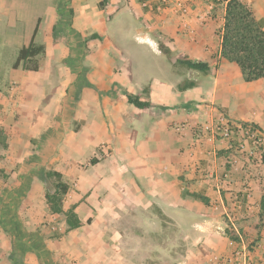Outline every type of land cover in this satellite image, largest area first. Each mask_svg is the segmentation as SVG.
I'll list each match as a JSON object with an SVG mask.
<instances>
[{
	"label": "crops",
	"instance_id": "crops-1",
	"mask_svg": "<svg viewBox=\"0 0 264 264\" xmlns=\"http://www.w3.org/2000/svg\"><path fill=\"white\" fill-rule=\"evenodd\" d=\"M23 1L0 0V14L30 20L26 45L36 27L38 41L48 15L38 41L45 44L58 21L56 0H45L46 12L36 16L21 13L27 9ZM88 1L69 4L72 24L86 31L97 21L92 30L104 42H88L81 61L84 76L75 79L69 68L55 66L69 53L55 52V59L47 46L37 72L13 68L16 59L6 75L0 72V140L6 137L0 168L20 169L26 155H32L33 168L55 170L76 182L74 205L76 213L81 210L82 226L66 232L64 219L59 227L42 225L47 212H5L1 202L20 201L22 185L15 183L17 194L9 196L3 188L0 264H230L238 244L253 246V264H264V155L259 159L251 145L233 155L229 142L215 138L210 129L223 120L250 123L264 134V78L245 82L239 67L221 57L218 32L225 3L170 0L156 12L139 0H110L103 10L97 6L101 0ZM176 1L183 2V11ZM241 2L264 30V0ZM104 14L111 25L103 23L100 29ZM128 41L131 47L125 50ZM159 43L171 56L160 51ZM153 57L163 65L144 67L142 59ZM185 57L208 63L210 70L202 75L174 64ZM184 79L199 86L179 91ZM121 87L152 105L139 109L129 104ZM34 140L38 144L32 145ZM100 148L107 153L102 162L81 166ZM39 175L22 194L25 201L44 198ZM219 180L225 184L221 190ZM245 189L251 199L239 207L232 196ZM105 217L112 226L101 225ZM123 219L129 224L122 226Z\"/></svg>",
	"mask_w": 264,
	"mask_h": 264
},
{
	"label": "trees",
	"instance_id": "trees-1",
	"mask_svg": "<svg viewBox=\"0 0 264 264\" xmlns=\"http://www.w3.org/2000/svg\"><path fill=\"white\" fill-rule=\"evenodd\" d=\"M60 4L57 6L58 21L52 27V34L58 29L67 25L71 28L72 33L80 38L81 42L86 46L84 55L88 52L87 42L90 40H102V37L97 33H92L89 36H82L78 31L72 29L73 9L65 7V2L70 0H59ZM142 1V0H140ZM110 0H101L98 3V9L103 10L107 7ZM218 2L225 3L224 23L221 30L218 32L221 47V57L230 63L236 64L242 74L245 82L256 81L264 78V30L260 23L255 20L251 9L243 4L241 0H218ZM37 27L34 30V35ZM34 35L26 46H22L17 54L13 68L19 66L30 72H37L40 68V58L45 54V48L42 45H37L34 42ZM55 38V36H54ZM162 53L166 56H171L169 49L162 43L158 44ZM68 59L64 63L69 66ZM81 64V62L79 63ZM174 64L180 65L187 70L197 71L202 75H206L210 70L208 63L192 60L188 57L184 59H175ZM71 67V66H69ZM82 72H85L81 64ZM85 81V80H84ZM86 83V81H85ZM199 86L197 81L184 79L177 87L179 91H185L190 88ZM121 92L127 99L129 104L139 108L145 109L152 104L147 101H142L138 95L129 93L123 87ZM147 90H144L146 93ZM98 163V159L93 157L89 160L90 165ZM42 181L46 187L44 200L49 211L54 215H63L66 225V232L80 228L82 221L75 212V205L67 210L63 208L65 196L70 190L69 184L63 179L60 172L55 170H43L41 172ZM194 197L199 198L197 195ZM204 200V199H202ZM262 213L260 217H264V198L262 199ZM90 223V219L87 220ZM230 239L235 240L236 237L232 233L226 231Z\"/></svg>",
	"mask_w": 264,
	"mask_h": 264
},
{
	"label": "rangeland",
	"instance_id": "rangeland-1",
	"mask_svg": "<svg viewBox=\"0 0 264 264\" xmlns=\"http://www.w3.org/2000/svg\"><path fill=\"white\" fill-rule=\"evenodd\" d=\"M44 1L45 0H24L23 4L26 5L27 9L22 10L21 13L22 14L29 13L30 15L36 16V15H39L40 13L46 12L44 10L47 9L48 6H45ZM56 2H57V6H58L60 4V1L56 0ZM92 2H93V0L88 1V3H92ZM169 2L167 4V6L169 5ZM69 4H70V1H69V3L65 2V7L66 8L69 7ZM11 16H12V13L10 15H8V14L4 15L3 13L0 14V72L4 75L7 74L5 72L7 69L6 68L7 65H9L13 61V59H16V55L18 54L19 48L22 45H26V43L30 37V32H31V27H32L30 20L29 21L24 20V22H20V20L11 19ZM47 16L40 25L38 41L42 40V36L44 35V32L46 31V29L48 27V20L49 19L47 18ZM58 19H59V16H58ZM82 19L83 18H80V20H82ZM99 22H100V24H99L100 29H102L103 23L105 25H111V20L107 19V16L105 14H104V17H99ZM96 25H97V21H95L91 27L89 26V28L85 31V30H82L79 25H74L71 23L72 29H75L76 31H78L82 36H89L92 33H96V32H94V30H92V28H96ZM105 25H104V27H105ZM99 31H101V30H99ZM46 33H49V32H46ZM52 35L55 36V38H52L51 37ZM127 38H128V36L125 35V37H123V42ZM38 41L36 42V44L37 45H43L45 48V51H46V46L48 47L50 55L52 58L56 57V56H54L55 52H56V54H58V53L62 52V50L68 51L69 54H68V57L66 59H68V61H69L68 64L71 67H69L68 65H66L64 63L65 59L64 60L62 59L60 61L58 58H57L58 60H56V62H54L55 66H59V67L65 66V67L69 68L70 69V75H72L75 79H78V80L80 79V76H84V74H86L85 72H82L83 70L81 68V64H79L82 61V58L84 56V49L86 46L84 45V43L81 42L80 38H78L77 35L72 33L71 28L69 26L64 25V27L58 29L54 34H51V32H50V37L47 34L46 38L43 40V42H45L46 45L40 44V43H38ZM103 44H104L103 40H101V42H97V45H103ZM125 44H126L125 50H129V48L131 47L130 41L125 42ZM87 47H88V42H87ZM105 49H106V47H105ZM44 56L40 58V61H42ZM52 58H51V60L53 61L54 59H52ZM114 60L116 61V58H114ZM40 61H39V63H40ZM142 61H143L142 64L144 67H151V66L154 67V66H162L163 65L161 61H157L156 58H154V57L152 59H142ZM58 78H59L58 76L55 77V79H58ZM68 103H70V102H68ZM65 113L66 112H64V115H65ZM8 124L10 126H12V124H14V122L11 121ZM62 132L63 131H61V129L58 130L57 136L55 137V139L53 141L56 142V140H58L57 138L62 136ZM5 139H6V137L4 138V135H3V139L0 140V146H2V144H4ZM36 144H38V142H37V140H34L32 142V145H36ZM102 149L103 148H100V150L97 152L96 156H93V157H96L99 162H102L107 157V153L103 152ZM256 150L258 152H260V151H262V148H256ZM262 155H264V153L258 155V158L261 160H262ZM80 158L84 159L85 157H82V155H81ZM32 161H33V156L32 155H26L24 162L22 164H20V169H13V170L7 171L3 168H0V190L1 191H3L2 190L3 188H5L6 192L8 193V196L14 195V194H17L16 190H14L15 183H21V185H22V187H20V190L18 191V193H20V201L18 199L16 202L15 200H9V198H7L6 202H4V203L1 202V204L3 205L2 209L5 212H12L13 210L19 209L20 212H23L24 215H27V216L29 215L28 211L36 212L39 215H43V216H44V213L47 212V215L42 218L43 219L42 225L52 224L55 227H59L60 223H62V221L64 219L63 215L52 216V213L49 211L43 197H39L38 199H36L32 202H29V201H25L24 197L22 196V194H25V195L27 194L30 182L32 180L36 179L37 175H39L40 172H42L41 171L42 169L33 168V162ZM89 165L90 164L86 162V163H83L81 166L87 167ZM18 172H20V175L18 174ZM39 178H41V175H39ZM65 181L70 186V190H69L68 194L65 196L64 202H63V208L65 210H67L68 208H70L71 206L76 204V203H74V199L76 198L74 192L77 191L79 186L74 181H71V180L67 181L66 179H65ZM42 187H43V195H44V193L46 191V187H45V185ZM234 195H238V193H236ZM77 205H78V203H77ZM234 209H235V207H234ZM78 211L79 212H77V213L81 217V214H82L81 210H78ZM234 212L235 211H233V213ZM227 214L229 216L231 214V212L230 213L227 212ZM52 217H53V219H51ZM128 224H129L128 219H123L121 221L122 226H125ZM101 225L102 226H112V220L109 219L108 217H105L103 219ZM229 233H232V232L229 231ZM232 234L234 235V233H232ZM234 237H235V235H234Z\"/></svg>",
	"mask_w": 264,
	"mask_h": 264
},
{
	"label": "built area",
	"instance_id": "built-area-1",
	"mask_svg": "<svg viewBox=\"0 0 264 264\" xmlns=\"http://www.w3.org/2000/svg\"><path fill=\"white\" fill-rule=\"evenodd\" d=\"M169 1L170 0H142L141 2L144 8H150L153 11L160 12L166 8ZM175 5L180 11H183V2L176 1ZM210 129L215 138L218 136L229 142V148L232 149L233 155L234 153L243 151L245 146L248 145H251L255 149L262 148V151H260L259 154L264 153V134L258 127L250 123H236L219 120L212 124ZM233 155L228 160L230 165L233 164L234 161ZM248 156L252 157L254 156V153L249 151ZM224 185V180H219L217 182V188L219 190L223 189ZM232 197L237 205L242 207L244 204H249L251 193L248 189H245L240 194L233 195ZM229 218L233 219V216L230 214ZM252 251L253 246L238 244L229 258L230 264H253Z\"/></svg>",
	"mask_w": 264,
	"mask_h": 264
}]
</instances>
